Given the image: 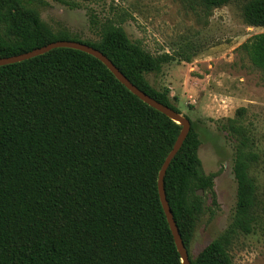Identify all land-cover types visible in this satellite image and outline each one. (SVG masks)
I'll return each instance as SVG.
<instances>
[{
  "label": "trees",
  "instance_id": "obj_1",
  "mask_svg": "<svg viewBox=\"0 0 264 264\" xmlns=\"http://www.w3.org/2000/svg\"><path fill=\"white\" fill-rule=\"evenodd\" d=\"M205 16L233 0H185ZM246 26L264 28V0H246ZM92 23L98 40L53 31L33 0H0V58L56 41L100 51L139 90L180 113L167 88L146 75L175 56H154L131 41L122 20ZM264 83V33L241 45ZM183 62L190 56L176 53ZM244 108L220 129L234 143L236 203L229 225L194 258L189 246L203 213L199 190L216 204L214 179L198 156L200 136L191 129L171 161L164 190L191 264H234L239 236L264 217L252 168L259 161L243 125ZM180 127L130 93L94 57L54 49L0 67V264H181L157 190L160 168Z\"/></svg>",
  "mask_w": 264,
  "mask_h": 264
},
{
  "label": "rangeland",
  "instance_id": "obj_2",
  "mask_svg": "<svg viewBox=\"0 0 264 264\" xmlns=\"http://www.w3.org/2000/svg\"><path fill=\"white\" fill-rule=\"evenodd\" d=\"M246 0H233L205 16L192 10L185 0H33L41 19L53 31L66 30L82 40L97 41L92 23L107 18L122 20L129 39L138 41L150 54L170 53L175 61L159 73L146 75L156 90L169 89L173 104L199 133L198 156L205 174L214 179L216 204L202 193L203 213L196 225L189 255L194 258L229 225L236 203V182L232 172L234 143L220 129L239 108L241 120L255 142L259 161L251 172L264 201V83L240 50L264 28L248 27L241 8ZM190 56L181 61L176 53ZM234 264H264V217L254 232L239 236L231 249Z\"/></svg>",
  "mask_w": 264,
  "mask_h": 264
},
{
  "label": "water",
  "instance_id": "obj_3",
  "mask_svg": "<svg viewBox=\"0 0 264 264\" xmlns=\"http://www.w3.org/2000/svg\"><path fill=\"white\" fill-rule=\"evenodd\" d=\"M61 48L80 51V52L86 53L94 57L95 59L99 60L112 73V75L116 78V80L119 81L130 93H132L140 101H142L149 107L155 109L156 111L160 112L161 114L169 118L171 121H173L175 124H177L180 127L179 134L172 146V149L169 151L168 155L166 156L160 168V171L158 173L157 190H158L159 201H160L164 216L166 218L168 227L172 234L176 250L180 256L181 264H191L188 252L186 248L184 247V244L180 237L178 228L173 218L171 209L166 199L165 190H164V177H165L166 171L171 161L174 159V157L176 156V154L182 147L183 142L185 141L191 129L190 120L187 117L183 116L181 113H177L171 108L164 106L163 104L157 102L156 100H154L153 98H151L150 96H148L147 94L139 90L100 51L86 44L80 43V42L56 41L48 45H45L41 48L34 49L27 53H23V54L11 56V57L0 58V67L20 63L26 60H30L32 58L44 55L54 49H61ZM202 193L203 191L199 190L197 192V195L201 196Z\"/></svg>",
  "mask_w": 264,
  "mask_h": 264
}]
</instances>
